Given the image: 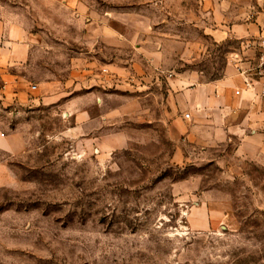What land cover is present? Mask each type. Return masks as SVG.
<instances>
[{
  "label": "rangeland",
  "instance_id": "obj_1",
  "mask_svg": "<svg viewBox=\"0 0 264 264\" xmlns=\"http://www.w3.org/2000/svg\"><path fill=\"white\" fill-rule=\"evenodd\" d=\"M76 9L49 7L43 23L59 33L43 36L28 67L6 70L23 76L26 103L6 98L0 75V133L22 145L0 148V264H264V126L254 133L240 112L216 145L173 138L155 87L114 60L134 54L107 48L109 26L142 41L141 21L164 33L145 39L179 36L168 45L188 46L202 79H221L232 55L253 47L242 34L264 0H79Z\"/></svg>",
  "mask_w": 264,
  "mask_h": 264
},
{
  "label": "crops",
  "instance_id": "obj_2",
  "mask_svg": "<svg viewBox=\"0 0 264 264\" xmlns=\"http://www.w3.org/2000/svg\"><path fill=\"white\" fill-rule=\"evenodd\" d=\"M58 5L60 12H63L64 7L77 10L79 0H0V75L7 83L6 98L26 103V91L22 88L26 84L21 83L23 76L7 74L6 70L28 67L35 45L39 44L40 49H45L44 44L47 45L43 36L59 33L57 28L55 32L48 33L47 25L43 23L49 20L46 10L55 7L58 11ZM43 6H46V9ZM37 9L41 22L34 15ZM76 15L79 21V14ZM118 17L124 20L122 16ZM140 22L137 21L135 24V35H141L142 41L134 44L126 35L121 34V31L109 26L107 48L117 51L124 49L134 54L130 60L120 55H115L114 60L123 61L134 67L141 87H150L149 83L151 87H155L154 108L162 118L159 120L167 125L166 129L173 138L183 136L184 141L188 140L189 144L192 141H199L205 147L216 145L218 139L223 136L225 128L223 123L227 121V117L232 118L240 112H245L242 125L251 126L253 132L258 133V128L264 126V95L261 92L263 79L254 77L250 86H246L243 76L233 64L231 68L226 69L221 79H202L189 64L191 61L189 47L178 51L168 45V40L176 41L179 36L172 34L159 38L160 43H154L156 41L154 37L145 39L144 35L164 33L150 30ZM35 23L39 29L33 27ZM245 31L242 36L250 35L253 47L248 51L238 49L235 53L242 56L244 64L254 65L258 62L257 39L264 37V10L257 14L256 22ZM210 33L217 39L224 36L222 30H211ZM43 40L44 44L41 43ZM145 62L151 69L149 74L144 71ZM45 99L55 98L46 95ZM128 105L131 103H124L119 112H127ZM185 112H190V118L184 117ZM239 128L242 130L240 126ZM17 138L16 134L6 137L0 133V148L16 152L22 146ZM254 138L255 136H247V140Z\"/></svg>",
  "mask_w": 264,
  "mask_h": 264
},
{
  "label": "built area",
  "instance_id": "obj_3",
  "mask_svg": "<svg viewBox=\"0 0 264 264\" xmlns=\"http://www.w3.org/2000/svg\"><path fill=\"white\" fill-rule=\"evenodd\" d=\"M256 45L259 49L257 55L258 62L256 64H244V60L239 53H234L232 55V63L237 68L238 73L243 76L246 86H250L254 77L263 79V89L261 92L264 95V37L258 38ZM36 87V84L31 86L32 89H35ZM190 116V112L184 113L185 118H190Z\"/></svg>",
  "mask_w": 264,
  "mask_h": 264
}]
</instances>
